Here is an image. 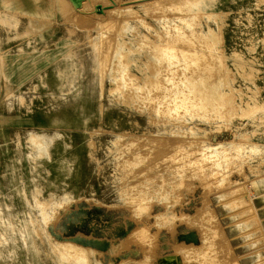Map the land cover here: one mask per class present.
<instances>
[{
    "label": "rangeland",
    "instance_id": "rangeland-1",
    "mask_svg": "<svg viewBox=\"0 0 264 264\" xmlns=\"http://www.w3.org/2000/svg\"><path fill=\"white\" fill-rule=\"evenodd\" d=\"M112 1H63L67 55L0 79V119L48 125L0 143V264H264V0Z\"/></svg>",
    "mask_w": 264,
    "mask_h": 264
},
{
    "label": "crops",
    "instance_id": "crops-1",
    "mask_svg": "<svg viewBox=\"0 0 264 264\" xmlns=\"http://www.w3.org/2000/svg\"><path fill=\"white\" fill-rule=\"evenodd\" d=\"M63 1L0 0V79L5 84L13 89L23 88L67 55L71 44L64 34L60 35L66 33L65 28L62 27L54 38L50 37V32L56 31L54 27L60 25L57 20L63 10ZM66 1L70 6L82 4ZM39 34L45 36L48 43L35 47L34 37ZM0 121V143L5 132L48 127L46 119L36 117L12 116Z\"/></svg>",
    "mask_w": 264,
    "mask_h": 264
},
{
    "label": "bare ground",
    "instance_id": "bare-ground-1",
    "mask_svg": "<svg viewBox=\"0 0 264 264\" xmlns=\"http://www.w3.org/2000/svg\"><path fill=\"white\" fill-rule=\"evenodd\" d=\"M73 1V3H75L76 5H80V3L82 2V0H72ZM105 4L104 5H106V3L107 4H110L111 2H113L112 0H102ZM140 1V0H139ZM138 1V2H139ZM152 1V0H151ZM157 1V0H156ZM137 1H130V2H127V3H131L130 5H128V6H124L123 8H129V7H131V5L132 4H134V3H136ZM137 2V3H138ZM176 2V1H175ZM174 2V3H175ZM177 2H178V0H177ZM180 2V1H179ZM178 2V3H179ZM102 3V2H101ZM159 3V2H158ZM164 3V2H163ZM166 3V2H165ZM168 3V2H167ZM166 3V4H167ZM184 3H185V1H184ZM91 4V3H90ZM150 4V3H149ZM180 4V3H179ZM178 4V5H179ZM85 5H87V3H85L84 4V7H85ZM92 5V4H91ZM168 6H169V3L167 4ZM172 5H174L173 3L169 6V8L170 7H172V9H174L175 10V8H176V5H177V3H176V5H174V6H172ZM96 6V5H95ZM110 6V5H109ZM112 6V5H111ZM115 6V5H114ZM148 6V5H147ZM87 7V6H86ZM105 7V6H104ZM106 7H108V6H106ZM148 7H150V6H148ZM179 9H181V7L182 6H177ZM83 8V7H82ZM88 8V7H87ZM103 7H101V8H96V9H98L97 10V15H99V17H105L106 18V16L109 14V15H111L112 13H109V12H115V13H118L119 12V9H123V8H119V9H111V10H108V13H107V10L105 11L104 9H102ZM145 8V7H144ZM166 8V7H165ZM177 8V9H178ZM183 8V7H182ZM95 9V8H94ZM155 9V8H154ZM178 9V10H179ZM80 10V9H79ZM82 11V10H81ZM83 11H85V10H83ZM91 11V10H90ZM171 11V10H170ZM87 12V11H86ZM178 12H180V11H178ZM182 12V11H181ZM130 13V12H129ZM115 15V14H114ZM149 15H150V13H149ZM112 16V15H111ZM116 16H118V15H116ZM178 16V15H177ZM155 17V16H154ZM167 17V16H166ZM183 17H185V16H183ZM135 18V17H134ZM137 18V17H136ZM181 18V17H180ZM104 19V18H103ZM107 20V19H106ZM114 20V19H113ZM121 20V19H120ZM80 21H82V20H80ZM109 21V20H108ZM108 21H106V22H108ZM121 23V22H120ZM120 23H119V25H120ZM84 24V23H83ZM103 24L105 25V24H107V23H105V22H103ZM103 24H101L100 22L98 23V25H103ZM97 25V24H96ZM113 25V24H112ZM85 26V25H84ZM83 26V27H84ZM109 26V25H108ZM106 27V26H105ZM150 27V26H149ZM90 28H91V26H90ZM89 28V29H90ZM88 29V28H87ZM115 29V28H114ZM81 30V29H80ZM110 30V29H109ZM108 30V31H109ZM110 33H111V31H110ZM106 34V33H105ZM182 34H185V32H183ZM186 35H187V33H186ZM191 35H193V34H191ZM110 37H111V35H109ZM108 36V37H109ZM161 37V36H160ZM196 37V36H195ZM186 38H187V36H186ZM194 38V37H193ZM201 38V37H200ZM108 39V38H107ZM112 39V38H111ZM217 39H218V37L216 36V37H214V40L217 42ZM106 40V39H105ZM109 40V39H108ZM187 40H192V39H190V38H187ZM180 41V40H179ZM182 41H183V39H182ZM149 42V41H148ZM192 42V41H191ZM101 43H102V41H101ZM105 44V43H104ZM111 46H112V44H110ZM104 46V45H103ZM102 46V47H103ZM105 48V47H104ZM112 48V47H111ZM167 49H169V48H167ZM109 50V49H108ZM113 50V49H112ZM107 51V50H106ZM99 52H101V51H99ZM105 54V53H104ZM100 55H101V53H100ZM103 56V55H102ZM107 57V56H106ZM102 59V58H101ZM107 60H108V58H106ZM105 60V59H104ZM100 62V61H99ZM102 63V62H101ZM122 63H123V61H122ZM107 64V63H106ZM104 65V64H103ZM102 66V65H101ZM106 66V65H105ZM74 67H75V65H74ZM108 67V66H107ZM105 69V68H104ZM100 70V69H99ZM103 70V69H102ZM105 71V70H104ZM102 72V71H101ZM75 74V73H74ZM102 75V74H101ZM100 75V76H101ZM193 77V76H192ZM131 80V79H130ZM102 81V80H101ZM100 81V82H101ZM134 81H135V79H134ZM102 84V83H101ZM100 84V85H101ZM118 85V84H117ZM120 85V84H119ZM137 85V84H136ZM128 86V85H127ZM133 86V85H132ZM179 89V88H178ZM180 90V89H179ZM145 91V90H144ZM121 92V91H120ZM168 92V91H167ZM166 92V93H167ZM127 93V92H126ZM166 93L164 94L165 95V97H166ZM171 93V92H170ZM185 93V92H184ZM122 95H124V94H122ZM167 96H169V95H167ZM186 96V95H185ZM184 96V97H185ZM164 97V96H163ZM173 97V96H172ZM176 97V96H175ZM178 98H180V97H177V99ZM168 99H169V97H168ZM182 98H180V101H183V100H181ZM185 99V98H184ZM166 101V100H165ZM169 102V101H168ZM177 102V101H176ZM189 102V101H188ZM188 102H186V103H188ZM170 103H171V101H170ZM186 103H185V105H186ZM197 103V102H196ZM259 103L260 102H258V101H256V102H254V105H256V106H261V105H259ZM165 104V103H164ZM177 104H178V102H177ZM248 104V103H247ZM146 105V104H145ZM175 105V104H174ZM196 105V104H195ZM142 106V105H141ZM187 106H188V104H187ZM191 106V105H190ZM186 107V106H185ZM177 110H179L178 109V107H177ZM191 114V113H190ZM200 115V114H199ZM165 116V115H164ZM180 116V115H179ZM208 116V115H207ZM180 147V146H179ZM262 147V146H261ZM260 147H259V145L258 146H256V149H257V151L259 152V151H261V150H258ZM242 149H244V147L243 146H241V150ZM246 149V148H245ZM215 154L217 155V156H219V157H224V158H226L228 155H229V153H230V151H231V144L230 143H228V144H225V145H223V144H219L215 149ZM250 151H252V152H257L256 150H255V148L253 149H251L250 148ZM204 156V155H203ZM230 156V155H229ZM214 158V157H213ZM201 159V158H200ZM210 159H212V158H210ZM225 160V159H224ZM217 162V161H216ZM227 162V161H226ZM204 164V163H203ZM126 167V166H125ZM203 167V166H202ZM123 175V174H122ZM125 175V174H124ZM122 183V182H121ZM137 203V202H136ZM142 208H143V205H142ZM139 209H141V207H139ZM42 211H44V210H42ZM44 214V213H43ZM45 215V214H44ZM46 224V223H45ZM145 233V232H144ZM70 246H71V244H70ZM72 247H75V246H72ZM72 247H71V249H72ZM77 247V246H76ZM74 251H76V250H74ZM67 252V251H66ZM77 253V252H76ZM69 254H70V252H69ZM70 256H72V254H70ZM76 259H77V261L78 262H81V263H83V262H85L86 261V257L85 256H80V255H77V257H76ZM87 263V262H86Z\"/></svg>",
    "mask_w": 264,
    "mask_h": 264
},
{
    "label": "built area",
    "instance_id": "built-area-1",
    "mask_svg": "<svg viewBox=\"0 0 264 264\" xmlns=\"http://www.w3.org/2000/svg\"><path fill=\"white\" fill-rule=\"evenodd\" d=\"M259 17V20H258V23H259V29L261 31V34H262V40L264 41V10L260 12V14L258 15ZM261 47L262 49H264V45L261 44ZM261 69H262V73H261V84H264V51L262 50L261 54Z\"/></svg>",
    "mask_w": 264,
    "mask_h": 264
}]
</instances>
